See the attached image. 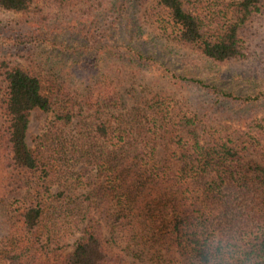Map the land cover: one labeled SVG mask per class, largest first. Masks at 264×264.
<instances>
[{
    "label": "trees",
    "instance_id": "obj_1",
    "mask_svg": "<svg viewBox=\"0 0 264 264\" xmlns=\"http://www.w3.org/2000/svg\"><path fill=\"white\" fill-rule=\"evenodd\" d=\"M35 2L0 0V12ZM45 4L57 12L42 25L85 44L41 71L0 59V264H264V91L235 96L178 76L135 44L238 60L264 0ZM185 88L207 99H177ZM36 111L47 117L30 147Z\"/></svg>",
    "mask_w": 264,
    "mask_h": 264
},
{
    "label": "rangeland",
    "instance_id": "obj_2",
    "mask_svg": "<svg viewBox=\"0 0 264 264\" xmlns=\"http://www.w3.org/2000/svg\"><path fill=\"white\" fill-rule=\"evenodd\" d=\"M45 1L36 0L31 10L26 14L0 12V59L7 58L16 64L19 63L41 71L40 65L44 64L46 60H50L48 57L56 61L78 58L79 52L75 50L85 44L84 37L77 33L54 31L43 26L42 18L46 17L48 13L53 16L54 12H57L55 8L48 10ZM37 21L41 22L38 27L34 23ZM121 23L120 36L124 37L126 28H123L124 22ZM241 38L243 40V56L238 60L222 64L193 61L196 55L192 52L173 47L166 48L164 43L157 38L154 41L136 40L135 44L145 52L151 53L156 60L178 76L202 80L206 85L225 93L245 96L264 91V63L262 62L264 15L254 16L251 22L246 24ZM112 70L114 74H118L121 85L125 86L128 80L125 71ZM151 75L138 74L139 83L149 86L150 90H162L166 93L174 91L164 80ZM178 92L175 94L177 99L189 96L195 105L203 104L207 99L192 88H185ZM258 112L257 116L264 115V101ZM46 117L38 111L31 114L27 134L28 146H34L35 139L40 134Z\"/></svg>",
    "mask_w": 264,
    "mask_h": 264
},
{
    "label": "clouds",
    "instance_id": "obj_3",
    "mask_svg": "<svg viewBox=\"0 0 264 264\" xmlns=\"http://www.w3.org/2000/svg\"><path fill=\"white\" fill-rule=\"evenodd\" d=\"M221 244H222V242L217 241L215 246L219 247V246H221Z\"/></svg>",
    "mask_w": 264,
    "mask_h": 264
}]
</instances>
